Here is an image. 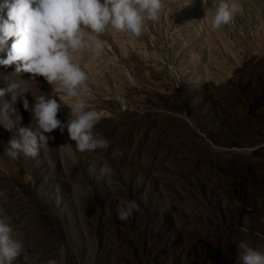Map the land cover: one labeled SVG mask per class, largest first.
Listing matches in <instances>:
<instances>
[{
  "label": "rangeland",
  "instance_id": "374dc122",
  "mask_svg": "<svg viewBox=\"0 0 264 264\" xmlns=\"http://www.w3.org/2000/svg\"><path fill=\"white\" fill-rule=\"evenodd\" d=\"M220 2L165 0L140 37L109 32L101 57L77 55L106 150L80 152L56 129L36 158L12 161L0 125V216L25 248L14 264H241V242L264 252V0H237L212 30ZM20 80L56 97L67 122L62 92L0 66V88ZM123 200L141 209L127 221Z\"/></svg>",
  "mask_w": 264,
  "mask_h": 264
},
{
  "label": "clouds",
  "instance_id": "9594fccd",
  "mask_svg": "<svg viewBox=\"0 0 264 264\" xmlns=\"http://www.w3.org/2000/svg\"><path fill=\"white\" fill-rule=\"evenodd\" d=\"M165 7V0H3L0 53H6V57L0 58V66L15 65V74L29 73L31 80L43 77L51 88L68 98L65 105L70 108V116L64 123L58 118L60 101L32 94L27 86L29 81L20 80L0 88V125L13 133L3 154L12 161L21 156L36 158L53 139L46 134L56 129L63 132L65 128L80 152L106 150L109 141L94 132L101 115L89 108L88 74L77 62V55L87 52L101 57L105 50L102 37L109 32L140 37L147 23L160 20ZM239 11L237 0H221L212 15L211 29L227 26ZM6 93H10V99H4ZM29 93L34 98L32 104L27 98ZM18 102L31 113L35 130L21 125ZM111 173L107 164L100 169L101 177ZM140 211L135 200H123L117 205V219L127 221ZM24 251L23 241L13 237L8 218L0 216V264H14ZM238 260L241 264H264V252L241 242ZM48 264L56 261L50 260Z\"/></svg>",
  "mask_w": 264,
  "mask_h": 264
}]
</instances>
